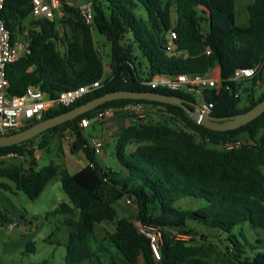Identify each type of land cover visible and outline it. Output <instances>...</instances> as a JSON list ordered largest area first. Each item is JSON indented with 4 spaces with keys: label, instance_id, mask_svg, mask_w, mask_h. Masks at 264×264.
<instances>
[{
    "label": "trees",
    "instance_id": "obj_1",
    "mask_svg": "<svg viewBox=\"0 0 264 264\" xmlns=\"http://www.w3.org/2000/svg\"><path fill=\"white\" fill-rule=\"evenodd\" d=\"M85 1L92 4L90 24L79 7L69 6L63 0H60L61 9L70 15L63 16L64 21L58 16L54 21L33 18L32 0L6 1L1 14L14 43L23 33L24 22L30 20L27 37L30 53L23 54L8 68L12 95H22L34 86L55 99L68 90L101 81L100 89L69 107L50 109L41 120L32 121L23 130L120 90L176 95L196 102L185 92L152 89L145 83L159 75L204 76L216 66L221 68L222 86L205 90L203 96L204 102L214 104L211 115L231 117L248 112L264 100V92L257 98L254 91L264 87V0H255L248 7L249 25L243 29L236 26L237 0ZM140 8L145 10L146 17L138 14ZM60 24L66 27L63 36ZM172 29L178 36L175 53L166 49L167 34ZM94 30L106 36L112 47L109 77H105L106 66ZM258 65L261 68L253 88L242 89V83L229 81L237 69ZM257 80H261V85H256ZM237 92H241L238 98ZM243 95L247 103L241 106ZM133 102L159 108L163 116L156 121L138 120L124 127L115 146L118 168L105 171L78 124L83 118L94 121L99 111ZM120 114L123 112L117 113ZM172 122L180 126L175 128ZM64 133L75 137L71 151H83L89 165L74 174L54 163L39 169L32 146L38 142L39 149H46L51 137ZM238 141H242L239 147H223ZM11 151L23 155L26 162L0 168V179L13 183L30 200H37L49 183L60 177L69 202L62 203L55 214H63L64 224L72 229L64 244V264H104L89 246V236L101 223L115 224L106 241L129 264H264V253L246 257L247 246L264 248V114L240 129L215 132L197 124L176 106L118 100L23 144L0 148V154ZM0 187L13 193L7 183ZM125 197L132 198L137 206V222L161 230L159 259L152 250L151 240L140 232L136 221L119 216L116 204ZM184 198L203 200V203L195 210L180 209L177 203ZM14 222L11 213L0 206V226ZM192 223L228 234L248 223L249 228L263 233L255 238L254 246L249 244L244 231L240 233L244 243L231 235L229 244L222 250ZM172 232L193 239L178 240ZM107 253L111 264H119L113 253Z\"/></svg>",
    "mask_w": 264,
    "mask_h": 264
},
{
    "label": "rangeland",
    "instance_id": "obj_2",
    "mask_svg": "<svg viewBox=\"0 0 264 264\" xmlns=\"http://www.w3.org/2000/svg\"><path fill=\"white\" fill-rule=\"evenodd\" d=\"M67 1L68 0H63V2L67 5L79 8L90 3L84 1L83 4L78 5L76 3L78 0H71L72 4L70 5ZM81 1L82 0H79V2ZM167 1L168 0H162L163 3ZM254 2L255 0L236 1V26L238 28L243 29L249 25L248 7ZM63 11L64 9L60 8L56 12L57 16L61 18L60 21H64ZM137 12L141 17H146V12L143 8L138 9ZM175 19L174 14V20ZM59 28L63 36L66 27H64L63 24H60ZM29 30L30 24L28 23L26 25V32ZM20 35L21 37L18 39L20 43L28 41V35L23 33ZM93 36L106 68H110L109 66L112 51L110 42L107 40L106 36L101 35L96 30L93 31ZM60 47L62 50L65 49L64 44L62 43L60 44ZM253 87V81L242 82V89H250ZM254 89L256 93L255 96L257 98L264 92V87L261 86ZM185 93L186 95L193 97L198 104L204 102L202 96L198 94L189 92ZM246 103L247 98L243 95L241 106L246 105ZM162 116L163 114L160 113V109L158 108H155L142 118H135L123 112V114H115L113 117H108L102 121H98L88 128L85 131L88 138L99 137L103 138L107 142L104 149L105 153L98 156L99 162L104 170L109 171L110 168L113 170L118 168L115 157V146L117 136L124 127L135 124L139 122L138 120H140V122L151 120L156 121ZM171 124L175 128L180 126L176 122H172ZM74 141L75 137L72 135L68 136L64 133L63 136L60 134L51 137L49 146L46 149H39L38 142H35L32 148L37 151H35V158L38 162V168L40 169L46 167L51 163L65 166L67 164V160L64 155L65 147H70L72 150ZM39 156L41 157L39 158ZM25 162V157L17 160H5L0 162V168L21 166ZM3 182L9 183L7 180L0 179V184ZM129 199L132 200V204L127 202ZM64 202L68 203L69 199L62 189L60 177L51 181L41 196L35 201L30 200L23 193L15 196L0 187V206L10 211L13 215H15V221L17 219L20 222V224L16 225V227L11 231L0 226V264H37L43 261H49L50 264H64L66 257V247L64 244L68 239V230L71 229L64 225L65 216L63 214H55V211ZM202 203L203 200L184 198L177 203V207L184 210H195L199 208ZM116 207L119 211L120 217L126 216L131 217L134 221L137 220L138 209L132 198L125 197L116 204ZM78 215L79 213L76 212L74 218L77 219ZM137 221L136 223L138 228H141L143 224ZM192 225L199 227L197 228L199 233L206 234L209 237V242L217 245L222 250H224L225 246L229 244L228 237L231 235L237 236L238 239L244 243V239L240 236L241 231H244L247 241L250 245L254 246L255 238H257L259 234L262 236L263 233L261 230H253L249 228L248 223L235 227L230 234L222 231L211 230L195 223H192ZM56 230L58 232L54 237H51L52 233ZM114 230L115 224L113 223L97 224L95 232L89 236V246L91 250L96 251L101 256L104 264H111L110 256L107 252L113 253L119 264H129L122 253L118 251L113 244L106 241L107 236L114 232ZM151 232L154 234L156 244L159 246L163 238V234L159 237L157 231ZM171 234L176 239L182 241L189 242L193 239L192 237L179 235L175 232H172ZM29 244H32V246L29 247ZM246 249V257L249 258L254 257L257 253H264V248L257 246L252 248L247 246Z\"/></svg>",
    "mask_w": 264,
    "mask_h": 264
},
{
    "label": "built area",
    "instance_id": "obj_3",
    "mask_svg": "<svg viewBox=\"0 0 264 264\" xmlns=\"http://www.w3.org/2000/svg\"><path fill=\"white\" fill-rule=\"evenodd\" d=\"M7 0H0V136L8 135L13 132H19L30 125L32 121H39L52 108L69 107L81 100L85 95L94 92L101 88V81H95L91 84L63 92L58 98L51 99L48 94L41 89L30 86L22 95H12L10 93V80L8 74L9 66L15 64L23 54L30 53V43L13 42L11 32L7 28L1 12L5 8ZM33 1V17L37 19H48L54 21L57 17V10L61 8L60 0H32ZM87 23L93 22L92 4H86L80 7ZM178 39L175 30H170L167 34L166 49L169 53L177 52L176 41ZM210 50L207 54L210 55ZM261 65L249 69H237L235 74L229 81L242 83L244 81H253L257 78L258 69ZM221 71L217 74L215 68L204 76H189L181 74L177 76H156L152 81L147 82L152 89H165L172 92H189L205 95V90L219 89L222 86ZM256 85H261V80H257ZM227 89L229 87L227 86ZM242 91V90H241ZM241 92H237L238 98ZM201 111L206 114H211L214 109V104L210 102L200 103ZM155 108L141 102H133L122 107H111L99 111L92 121L90 118H83L78 126L81 130L86 131L93 125V122L102 121L105 118L113 117L118 112L127 113L135 118H142ZM66 135L70 136L69 133ZM242 141L226 144L225 148L241 146ZM107 142L103 138L91 137L88 141V146L94 150L99 156L104 152ZM37 152V151H36ZM35 152V153H36ZM23 155L17 152H8L0 154V162L5 160L23 159ZM132 204V200L127 201ZM8 229H13L14 226L9 225ZM143 227V228H142ZM139 228L140 232L151 240V247L157 259L160 258L159 246L156 244V239L151 231H157L159 237L162 232L158 228L148 225H142Z\"/></svg>",
    "mask_w": 264,
    "mask_h": 264
},
{
    "label": "water",
    "instance_id": "obj_4",
    "mask_svg": "<svg viewBox=\"0 0 264 264\" xmlns=\"http://www.w3.org/2000/svg\"><path fill=\"white\" fill-rule=\"evenodd\" d=\"M246 92H248V90H246ZM118 100H141L176 106L183 109L185 113L197 124L215 132H227L240 129L243 126L252 123L264 114V100L248 112L231 117H215L211 114L203 113L201 111L200 104H198L197 102H193L176 95H167L155 92H134L120 90L107 93L102 97L94 99L66 113L48 118L28 129L19 131L15 134L0 136V148L23 144L50 129H53L66 122L73 121L79 116L86 114L108 102Z\"/></svg>",
    "mask_w": 264,
    "mask_h": 264
},
{
    "label": "crops",
    "instance_id": "obj_5",
    "mask_svg": "<svg viewBox=\"0 0 264 264\" xmlns=\"http://www.w3.org/2000/svg\"><path fill=\"white\" fill-rule=\"evenodd\" d=\"M85 0H82L81 2H79V0L76 2L78 5H80V4H83V2H84ZM67 3L68 4H72V2H71V0H68L67 1ZM63 14H64V16H66V17H70V15L67 13V12H65V10L63 11ZM34 18V17H33ZM28 23H30V20H27V21H25L24 22V30H23V34H25V35H28L29 34V31L28 32H26V25L28 24ZM21 37V35H19L18 36V39ZM19 42V41H18ZM28 42V41H27ZM20 43V42H19ZM25 43V42H24ZM110 67V66H109ZM221 71V68H220V66H216L215 67V72L218 74L219 72ZM111 75V68H105V77H109ZM159 109V108H158ZM66 146V145H65ZM82 152V153H81ZM105 153V150H104V152H103V154ZM102 154V155H103ZM64 155H65V158H66V160H67V164L64 166V167H66L67 169H68V171L70 172V173H72V174H74V173H76V172H78V171H80L81 169H83V168H85L87 165H89V160H88V158L86 157V155H85V153L83 152V151H80V152H76V153H72V151H71V148L70 147H65V152H64ZM41 156H39V158H40ZM62 166V165H61ZM5 180V179H4ZM8 181V180H7ZM3 183H6V182H3ZM2 184V183H1ZM1 184H0V186H1ZM12 189H13V195H15V196H18L19 194H22V192H20V191H17L16 190V188H15V185L13 184V183H11V182H9V183H7ZM10 212V211H9ZM11 213V212H10ZM78 213V212H77ZM11 215L13 216V218L15 219V215H13L12 213H11ZM66 217H64V219H65ZM20 224V222L16 219V221L12 224V226H14L13 227V229L16 227V225H19ZM65 225V224H64ZM67 226V225H66ZM9 227L8 226H6L5 227V229L6 230H9V231H11V230H13V229H8ZM70 228V227H69ZM71 229V228H70ZM69 231V233H68V237H69V235H70V233H71V231H72V229L71 230H68Z\"/></svg>",
    "mask_w": 264,
    "mask_h": 264
}]
</instances>
